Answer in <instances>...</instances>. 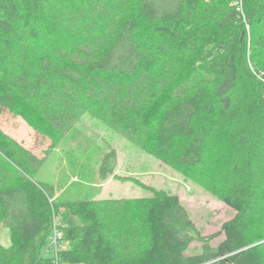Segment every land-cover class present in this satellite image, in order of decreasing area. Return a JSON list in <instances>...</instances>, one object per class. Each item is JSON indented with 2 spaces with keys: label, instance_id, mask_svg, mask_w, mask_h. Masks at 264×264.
Returning <instances> with one entry per match:
<instances>
[{
  "label": "trees",
  "instance_id": "obj_1",
  "mask_svg": "<svg viewBox=\"0 0 264 264\" xmlns=\"http://www.w3.org/2000/svg\"><path fill=\"white\" fill-rule=\"evenodd\" d=\"M3 111L54 148L90 112L235 215L203 236L178 195L150 186L57 201L37 178L45 158L0 128V264H264V0H0ZM116 167L112 149L99 178ZM62 214L80 223L58 228L56 251Z\"/></svg>",
  "mask_w": 264,
  "mask_h": 264
},
{
  "label": "rangeland",
  "instance_id": "obj_2",
  "mask_svg": "<svg viewBox=\"0 0 264 264\" xmlns=\"http://www.w3.org/2000/svg\"><path fill=\"white\" fill-rule=\"evenodd\" d=\"M0 128L37 157L45 158L37 178L53 185L57 201L128 200L150 195V186L178 195L203 236H213L235 215L198 181L168 167L90 112L73 123L55 148L22 117H13L7 111L0 113ZM112 149L117 152L115 174L101 180L100 164ZM63 214L55 219L58 228L80 223L77 217ZM223 239L222 235L211 244L217 246ZM10 241V230L0 221V244L8 246ZM61 246L67 244L61 241ZM202 246V242L194 241L188 254L201 252Z\"/></svg>",
  "mask_w": 264,
  "mask_h": 264
},
{
  "label": "built area",
  "instance_id": "obj_3",
  "mask_svg": "<svg viewBox=\"0 0 264 264\" xmlns=\"http://www.w3.org/2000/svg\"><path fill=\"white\" fill-rule=\"evenodd\" d=\"M62 233L59 231L58 227L55 225L53 236H52V246L57 251L61 247Z\"/></svg>",
  "mask_w": 264,
  "mask_h": 264
}]
</instances>
